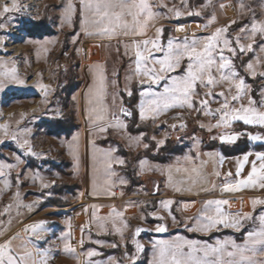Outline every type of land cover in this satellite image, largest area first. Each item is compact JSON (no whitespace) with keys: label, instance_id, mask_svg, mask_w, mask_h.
<instances>
[{"label":"rangeland","instance_id":"obj_1","mask_svg":"<svg viewBox=\"0 0 264 264\" xmlns=\"http://www.w3.org/2000/svg\"><path fill=\"white\" fill-rule=\"evenodd\" d=\"M19 2L27 7L22 8L20 12L8 13L4 17H0V23L6 25L5 28L0 29V38H2L0 40V54L3 55V57L0 56V62L3 64V67H0V72L14 67L19 77L26 81L25 85L8 84L3 90H0V125H9L7 135L3 130H0V159H3L0 163L14 165L12 168H4L14 172V175H18L19 171V174L22 175L21 170L24 168V159L27 160L26 164L30 163L29 161H34L35 166L38 168L51 170L52 172L57 169L68 175L70 168L66 154L68 153L69 155V153L75 152L76 156L82 157L83 161L84 157L88 155L85 151L86 148L84 149V139H82L84 137L86 139L95 137L100 145H113L116 148V154L125 159V163L120 165L119 169L122 174L126 175L123 171V166L126 165L127 158L119 150L124 149L133 157L138 151L145 149L143 145L149 144L147 140H152L155 146L153 150L156 151L158 147L157 141L153 138L154 134H159V141H166L170 137L174 138L177 145L184 146L183 153L188 151V149H192L191 151L194 152L193 150L199 146L201 148L204 139L207 142L219 141L218 137L227 133L228 130L247 135L244 132L247 129L238 124V122L233 123L229 128L220 127L212 128L211 130L208 127L202 128L200 127L201 123L206 126L209 124L214 125L218 117L206 116L203 112H195L187 108L178 107L169 109L155 120L150 118L149 120L141 121L138 114V123L146 122L148 129L135 132L129 131L128 126L131 116L127 117L120 113V106L122 103L123 107L127 108L125 98L129 97L127 90L132 92L133 83H137L138 93L141 88L138 78L134 76V51H128V54H126L124 47L125 44L131 43V38L118 37L108 39L95 35H85L80 29L79 0H72L76 12L73 14L71 26L66 22H62L67 0H19ZM4 3L0 1V4ZM151 3L154 6V11H158L162 15L148 29L147 36L148 38L154 37L155 28L162 27L163 35L160 42L165 48L169 38H173L174 42L179 43H183L185 38L191 41L193 38L209 35L216 28L224 27L232 20L237 22L228 29V36L234 41V38L239 34L240 28L251 24L253 16L257 20H264V0H210V2L209 0H186V6L182 0H151ZM220 4L227 6L221 9ZM241 4L246 6L243 10L240 8ZM8 6H11L10 0H8ZM173 7L180 11L181 15L179 17L174 12L169 11ZM190 11L193 13L192 15L188 14ZM197 12L199 15L195 14ZM213 15H215L216 19L213 23H209ZM176 24H185V31L177 32ZM74 36L77 37L75 43L73 42ZM137 39L143 38L137 37ZM241 43L247 44L249 41L242 39ZM261 43H264V38L257 36L254 50L247 54H238V57L234 60L236 70L238 67V69H242L249 76L251 81L239 74L244 78L246 84L250 86L251 91L249 94L257 101V105L264 99L261 95L262 91H264V77L259 75L260 72L264 71V53L259 50ZM86 44L90 46L88 59L85 58L83 51V47ZM154 55L160 58L163 54L155 53ZM257 57L260 58L262 63L256 67L257 74L253 76L246 71L245 65L249 61L254 62ZM96 64L103 66V75L106 82L104 104L108 108L107 120H111L114 123L111 114L116 113L126 125V128L111 129L107 125V120L96 121L94 118L90 120L88 115H86V108H91L95 105V100L91 95L89 99H93V104L89 105L87 103L85 94L88 93L89 87L94 84V79L97 76L98 70L91 67ZM186 65L187 60L185 59L181 68L170 75L183 74ZM114 72L115 75H113ZM129 76L133 78L128 80L127 77ZM113 80L116 81L115 85L112 84ZM38 83L49 86L46 103H42L44 95L36 87ZM164 83L166 81H161L158 85H152L157 87V89H153L157 92H162ZM226 87V85L217 86L212 91L219 93L220 91H225ZM207 90L206 88L197 87V91L201 94ZM234 91L235 89H233ZM113 96H115V106H113ZM199 98H203V96L194 97V100ZM222 100L223 98L220 96L212 97L209 108L214 111L219 107ZM244 103H247V97L244 98ZM235 106L239 107V104L236 103ZM196 107H199L198 103ZM177 116L179 118H176ZM180 117L184 119L181 124L186 125V127L182 128L180 127L181 124H175L174 121L180 119ZM57 121H68L70 125L74 126L69 133L58 132L55 127ZM83 122H86L89 126H92L93 123L101 122L100 125L105 127L106 131L101 132L99 128L97 131L81 128L80 124ZM172 125H176V127L173 128ZM24 129H29L30 132H24ZM225 129L228 130L226 131ZM93 132H96L94 136ZM142 133V139L137 142L134 138L141 136ZM13 134L20 138L19 141L12 139ZM74 137H77V139L74 140ZM24 139L29 141L32 149L31 153L20 146ZM93 147L92 144L87 147V151L91 156L95 154ZM143 156L145 155L139 158ZM17 157L20 158L19 163L17 162ZM136 161L134 163L135 168ZM126 177L128 182L124 185V189H121L122 191L114 196L117 205L120 202L117 198L123 197L135 185L129 182L127 175ZM63 181L58 185L59 189L64 188L66 190L62 196L64 200L62 202L65 205H70L67 206L68 210L75 209L79 204V200L82 201L80 205L84 206L85 202L78 195L75 186H71L66 180ZM135 198H137L139 204L137 214L130 217L127 227H124L126 222L120 220L119 227L120 229L124 227L126 232L122 236L120 233L112 231L97 235L96 237L100 243L87 240L85 236L84 243L82 245L80 242L78 243L77 257L74 256V262L72 260L70 264H96V262L109 264V257L114 258L115 264H133L132 260L125 258V252L129 255L135 254L137 256L135 264H149L154 251L152 245L158 240H173L176 237H184L185 239L214 245L217 240L224 241L231 238L230 235L232 233L230 231L233 230L228 228L224 232L223 229L214 228L203 234L197 231H188V228L193 227V224L189 222L188 217H183L176 203L172 209L173 215L164 216L165 218L162 221L161 219L158 220L159 224H164L166 228L173 225L176 229L163 234V239H160L159 236L161 234L152 233L150 230V225L157 226V221L150 216V211L157 206V198L146 194ZM233 204L236 206H232V208L241 206L240 202H234ZM82 210L81 207L77 211L81 214L76 218L78 222H81L84 217ZM163 211L161 210V212ZM256 211H252L253 215H255ZM173 217H175V222ZM247 222H244L243 227L239 231H234L235 234L233 233V236L235 238L240 239L245 231L251 227ZM257 225L254 227L256 228ZM182 226L186 227L181 228ZM137 228L144 229L139 235L135 236L136 242L143 245V251L139 253H137L133 244V236ZM221 234L225 236H221L222 238L218 239ZM113 243L118 246L112 247ZM92 244L95 246L94 251L98 255L86 261L83 256L84 250L90 249ZM228 250H232L230 245Z\"/></svg>","mask_w":264,"mask_h":264},{"label":"snow or ice","instance_id":"obj_2","mask_svg":"<svg viewBox=\"0 0 264 264\" xmlns=\"http://www.w3.org/2000/svg\"><path fill=\"white\" fill-rule=\"evenodd\" d=\"M79 2L80 29L85 35H95L108 39L118 37L131 38V43L124 45L126 54H128V51H134V76L138 78L141 85H147V88L140 93L142 100L138 105V111L141 121L150 118L155 120L169 109L178 107L187 108L195 112H203L206 116L218 117L214 125L209 124L206 126L202 123L200 124V127H208L209 130L220 127L229 128L233 122L237 121H242L244 125L264 127V99L257 105V101L249 94L251 91L250 86L239 75L234 64V60L238 57V54H247L254 50L257 36L264 38V20H257L253 16L251 24L241 27L234 41L228 36V29L232 24L237 22L236 20L230 21L224 27L216 28L207 36L193 38L191 41L185 38L183 43H179L174 42L173 38H169L165 48L160 42L163 35L162 27L155 28L154 37L148 38L147 36L148 29L162 15L160 12L154 11L151 0H79ZM182 2L186 6V0H182ZM10 4L11 6L9 7L7 0L4 4H0V17H4L8 13L20 12L22 8L27 7L21 5L19 0H10ZM226 6L225 4H220L221 9ZM245 7L244 4L240 5L242 10ZM169 11L174 12L177 17L181 15L180 11L175 7L169 9ZM75 12L76 8L72 0H67L62 22H66L71 26ZM188 14L192 15L193 13L190 11ZM195 14L199 15L198 12ZM215 19L216 17L213 15L209 23H213ZM5 27L4 23H0V29ZM137 37H142L143 39H137ZM76 39L77 37L74 36V43ZM242 39H247L249 43H241ZM259 50L261 53H264V43L259 45ZM155 53H162L163 55L157 58L154 55ZM185 59L187 60V65L183 70V74L170 75L181 68L182 62ZM261 63L262 61L259 57L254 62L249 61L245 65L246 71L255 76L257 74L256 67ZM0 67H3L2 62H0ZM91 67L97 69L98 72L94 79V84L89 87L85 98L89 105L93 104L94 99L95 105L91 108H86V115H88L90 120L94 118L96 121H105L108 118V108L104 104L106 82L103 75V66L96 64ZM113 75H115V72ZM259 75L264 77V71L260 72ZM141 77L142 79H140ZM132 78V76L127 77L128 80ZM161 81H166L163 91H152V85H158ZM25 83L26 81L19 77L14 67L0 72V90H3L8 84L22 86ZM112 84L115 85L116 81L113 80ZM221 85L227 86L225 91H220L219 93L212 91L213 88ZM198 86L208 90L201 94L197 91ZM36 87L43 92L44 100H42V103H46L49 86L38 83ZM233 89H235L234 92ZM127 94L131 96V90H127ZM90 95L93 99H89ZM201 95L203 98L194 100V97H201ZM261 95L264 97V91H262ZM214 96H220L223 100L220 102L219 107L213 111L209 108V103L210 99ZM245 97H247L246 104L244 103ZM197 103L199 107H196ZM236 103L239 104V107L235 106ZM113 106H115V96H113ZM120 113L127 117L132 115L131 110L124 108L122 103ZM111 115L114 123H109V127L126 128V125L116 113H112ZM176 118H179V116ZM8 127V124L0 125V130H3L7 135ZM172 127L175 128L176 125H172ZM180 127L183 128L186 125L181 124ZM99 130L104 132L106 128L101 126ZM23 131L30 132L29 129H24ZM243 134L240 132L224 133L219 136V139L221 142L231 144L235 143ZM248 135L249 139L253 141L264 140V135L261 134L252 135L249 133ZM142 137L143 133L134 139L139 142ZM12 139L19 141L20 138L16 134H13ZM73 139L76 140L77 137ZM164 142V140L158 141L157 147L163 145ZM20 146L27 152H32L31 145L27 139H24ZM143 147L148 148V145L144 144ZM215 155L218 156L219 154L216 153ZM251 155H253L251 152L245 153L242 159H238L237 161L236 177H240L244 165L250 163L251 168L247 176L243 179H236L235 182H226L223 185L224 191L235 192L241 190V188L249 187L264 189V152L254 153L255 159L250 161L249 156ZM185 159L191 158L186 156ZM220 159L222 162L223 157ZM17 162H20L19 157H17ZM116 162L121 165L125 163L123 159H118ZM139 163L141 170H144L147 161L141 160ZM5 167L12 168L14 165L0 164V175L4 174L3 168ZM106 168H111L110 157L106 163ZM184 171L188 172L189 169H184ZM190 171L196 174L195 178L190 180L191 184L196 185L197 183L204 182L197 168H192ZM112 174L109 173V175ZM215 175L219 176L220 173L215 172ZM225 175L227 179V177H231L233 174L229 172ZM168 180L171 183V175H169ZM120 182L122 184L126 183L124 180ZM44 187H47V185H44ZM110 187L111 185L105 191L109 195H115L114 192H111ZM175 190L179 192L181 188L176 187ZM187 190L191 191L190 188ZM90 194H97L95 180L92 182V192ZM17 195L19 194L17 193ZM160 203L164 209L169 210L174 202L172 200H163ZM229 203L230 201L226 199L204 201L197 215L191 218L194 219L195 223L193 227L188 228V231L208 232L218 225H223L226 228L232 227L239 231L245 221L258 220V227L246 233L242 244H237L234 240H217L213 245L197 240L185 239L184 237H176L173 240H158L152 245L154 251L149 264H264V211H261L255 217L252 212L242 214L229 213L225 211L224 207ZM251 205L253 212H255L257 205H264V199L258 197L252 198ZM91 207L94 209L92 213L94 221L108 220L112 217L113 213L118 217L123 216L122 212H116L113 209L108 217H98L95 210L99 206L92 205ZM85 211L87 212V208ZM159 219H163V217H159ZM173 220L175 222V217H173ZM127 226L124 223V227ZM29 230L33 235L43 231V222L25 228L26 232ZM154 230L156 232H165L167 229L164 224H157ZM83 231L84 226H81V232L83 233ZM141 231H144V229L137 228L133 236V244L137 253L143 251V245L135 240V236L139 235ZM116 232L122 236L120 228H116ZM67 237L68 234H64L61 237L65 240L63 251L74 253L75 249L67 242ZM15 239H17L16 236L0 243V264H47V250L43 252L37 250V254L41 259L39 261L33 260V252L26 245L23 246L24 250L22 253H17L12 247V241ZM80 243L82 245L84 241L81 240ZM97 243L100 242L97 241ZM229 245L232 249L231 251L228 250ZM111 246L115 248L118 245L113 243ZM86 255L93 257L98 255V253L94 250H89ZM125 258L132 260L133 264H135L137 256L135 254L129 255L125 252ZM96 264H100V262H96ZM109 264H115L114 258L109 257Z\"/></svg>","mask_w":264,"mask_h":264},{"label":"crops","instance_id":"obj_3","mask_svg":"<svg viewBox=\"0 0 264 264\" xmlns=\"http://www.w3.org/2000/svg\"><path fill=\"white\" fill-rule=\"evenodd\" d=\"M146 88V85H141L136 103L137 110L142 100L140 93ZM153 88L157 89V87L152 86V91L157 92ZM237 122L243 124L242 121ZM107 123V125H109V123L112 122L111 120H107ZM100 124L101 122H98L89 126L86 122H83L80 124V127L97 131L101 126ZM246 126L254 127L258 125ZM110 128L120 129L116 127ZM225 130L227 131L228 129ZM229 132L232 131L228 130L227 133ZM244 132L247 134L248 139L249 133L252 135H264L263 132L251 131L248 129L244 130ZM95 133L96 132H93V136ZM158 136L159 134H154L153 137L157 142L159 141ZM82 139H84V149L86 148L85 151L88 155L84 157L83 161L82 157H77L75 152H71L69 155L67 153L66 157L70 168V173L68 175L57 169H54L52 172L51 170L38 168L35 166L34 161H29L30 163L26 164V159H24V161L21 159L25 162L24 168L21 170L22 175L19 174L20 171L17 173L18 175H14V172L3 168L4 174L0 175V243L16 236L17 239L12 241V247L17 253H22L24 250L23 246L26 245L33 252V260L39 261L41 259L37 254V250L41 252L47 250V264H70L72 260L74 262L75 258L73 257H77V245L81 240H84L85 236L87 240L97 242V235L111 231L116 232V228H120V220H124L127 224L130 217L137 214L139 204L135 197L139 198L146 194L157 198L156 208L150 211V216L157 221L156 225L159 224V217L165 218L164 216L173 215L172 209L176 203L183 217H188L189 222L194 225L195 221L191 218L197 215L204 201L226 199L230 201L228 205L224 206L226 212L242 214L253 211L251 205L252 198L258 197L264 199V189L259 187L241 188V190L235 192L223 190V185L226 182H235L236 179H243L247 176L248 171H250V163L245 164L240 177H236L235 172L238 159H242L245 153L251 152L253 153V155L249 156V160L251 161L255 159L254 153L264 152V149H249L246 152L235 155H224L219 148L201 149L199 146L193 150L194 152L191 151L192 149H188L185 153L173 156L167 162H158L146 156L138 158L136 161L138 183L135 184L131 190L125 191L126 193L123 197L117 198L118 201H120L117 205L114 196L122 191L121 189H124V185L127 184L128 179L126 175L121 173L119 169L121 164L116 161L118 159H123L125 161V159L116 154V148L111 144L100 145L95 137H93V139H86L85 137ZM218 140L221 141L219 137ZM249 140L253 143H264V140ZM91 144L94 146L93 149L95 152L92 156L89 155L87 151V147ZM216 153L219 155H215ZM106 154L108 155L106 156ZM186 156L191 159L186 160ZM109 157L111 158V168L107 169L106 163ZM221 157H223L222 162L220 159ZM141 160L147 161L144 170H141L139 163ZM2 161L3 159H0V162ZM192 168H197L199 170L204 182L197 183L196 185L191 184L190 180L195 178L196 175L191 173L190 170ZM178 169L179 171H177ZM184 169H189V171L185 172ZM215 172H219L220 175L216 176ZM229 172L233 175L226 179L225 174ZM109 173L113 174L109 175ZM169 175L172 177L171 183L168 180ZM63 180H66L71 186H75L78 195H80L82 200H84L83 202H85V204H83L84 206L80 205L82 201L79 200V206L77 205L73 210H68L67 206L69 204L65 205L62 202L64 201L62 196L65 194L66 190H64V188L59 189L60 183L64 182ZM93 180H95L97 185L96 195L90 194L92 192ZM121 180L126 181V183L122 184L120 182ZM44 185H47V187H44ZM109 185H111V192H114L115 195H109L105 191ZM176 187L181 188V191L177 192L175 190ZM189 188L191 191L187 190ZM17 193L19 195H17ZM112 200L114 201L112 202ZM163 200H172L174 202L169 210L164 209L161 205L160 202ZM234 202H240L241 206L232 208V206H236L233 204ZM92 205L99 206L98 209L95 210L98 217H108L113 209H115L116 212H122L123 216L118 217L113 213L112 217L108 220L94 221L92 218V213L94 211L91 207ZM81 207L83 209L82 215L84 216L81 220L82 223L78 222L76 219L81 215L77 212ZM86 208L87 212L85 211ZM161 210L164 211L161 212ZM256 210L255 215H253L254 217L258 216L261 211H264V205H257ZM153 213H155V215H153ZM41 222H43V231L35 235H33L30 230L27 232L25 231L27 226L39 224ZM247 224H250L251 227L245 231L240 239L235 238L232 233L229 240H234L237 244H242L246 233L253 230L255 225H259V221L248 220ZM81 226H84L83 233L81 232ZM168 227L165 232H156L154 230L155 225H150V230L152 233L161 234L159 238L163 239V234H167L169 231L176 229L173 225ZM185 227L186 226H182L181 228ZM215 228H220V230L226 229L223 225H218ZM227 228L237 231L232 227ZM121 232L122 234L126 232L124 227H122ZM197 232L204 233L201 231ZM64 234H68L67 242L75 249L74 253H66L63 251L65 240L61 237L64 236ZM221 236L223 237L225 235L221 234L218 239L222 238ZM90 249L94 250L95 246L92 244ZM90 249L84 250L83 256L86 258V261H89L91 258L86 255Z\"/></svg>","mask_w":264,"mask_h":264},{"label":"trees","instance_id":"obj_4","mask_svg":"<svg viewBox=\"0 0 264 264\" xmlns=\"http://www.w3.org/2000/svg\"><path fill=\"white\" fill-rule=\"evenodd\" d=\"M237 71L239 74L244 76L248 81H251L249 76L242 70L238 69ZM137 83H133L132 85V95L125 98L126 106L129 110H131L132 115L129 119V126L128 129L131 132L135 131H141L148 129V124L146 122H139L138 123V113L136 108V103L139 97ZM124 97V96H123ZM68 124V126H67ZM238 124H241L245 129L251 130V131H262L264 132V127L260 126H246L240 122ZM57 125V126H56ZM74 125H70L68 121H57L55 123V127L58 130V132H70V129ZM68 127V128H67ZM149 142L148 148H145L143 150L138 151L133 157L130 156L131 154L125 151L124 149H120L119 152L123 154L127 158L126 165L123 166V171L129 178V182L132 184L138 183V177L136 175V168H135V161L142 155L147 156L148 158L158 161V162H167L169 161L173 156L182 154L184 152V146L183 145H177L174 141V138H169L165 141L163 145L156 148V151H154V143L152 140H147ZM202 149H212V148H219V150L224 155H235L242 152H246L249 149H256V150H262L264 149V143H253L251 142L247 135H241L235 143H224L221 141H211L207 142L205 139L202 142ZM226 229H223V232ZM231 233H234V231H230ZM235 234V233H234Z\"/></svg>","mask_w":264,"mask_h":264},{"label":"built area","instance_id":"obj_5","mask_svg":"<svg viewBox=\"0 0 264 264\" xmlns=\"http://www.w3.org/2000/svg\"><path fill=\"white\" fill-rule=\"evenodd\" d=\"M83 51H84V56H85V58L88 59L89 54H90V46H89V44H88V45L86 44V45L83 47ZM174 122H175V124H181L182 122H184V119L180 117V119H177V120L174 121Z\"/></svg>","mask_w":264,"mask_h":264},{"label":"bare ground","instance_id":"obj_6","mask_svg":"<svg viewBox=\"0 0 264 264\" xmlns=\"http://www.w3.org/2000/svg\"><path fill=\"white\" fill-rule=\"evenodd\" d=\"M1 2H6V0H0ZM7 2H8V0H7ZM177 29H180V30H177ZM185 29H186V25L185 24H176V30H177V32H183V31H185ZM8 48V47H7ZM6 49V48H5ZM0 56H2L3 57V55H1L0 54ZM8 57V56H7Z\"/></svg>","mask_w":264,"mask_h":264}]
</instances>
